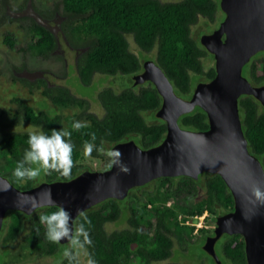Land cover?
<instances>
[{
  "label": "trees",
  "instance_id": "trees-1",
  "mask_svg": "<svg viewBox=\"0 0 264 264\" xmlns=\"http://www.w3.org/2000/svg\"><path fill=\"white\" fill-rule=\"evenodd\" d=\"M49 1H57L60 11L54 8L48 17L46 12L33 10L44 20L52 18L54 13L63 16L60 27L68 45L78 50L86 48L75 60L77 79L82 85H88L94 74L126 76L141 72L145 60L139 63L138 56L129 51L125 35L131 37L138 52L150 54L153 51L152 61L169 81L173 92L184 100L189 99L192 93L194 77L203 82L214 77L213 66L205 67L202 63L207 55L212 58L211 54L190 36L191 26L199 19L214 22L218 8L214 0ZM3 16L11 21L4 11ZM17 19L28 21V41L24 47H19L12 33L6 31L2 37L6 48L20 54L27 52L40 59L49 58L57 48L55 37L31 19ZM241 75L252 86H264V56H252L242 67ZM19 81L29 87L41 85V95L52 105L79 109L68 120L66 127L72 132V142L75 144L73 178L83 171H89L78 163L83 142L89 139L84 133L95 132L97 146L106 144L109 148L131 140L141 149H150L164 137L165 124L154 115L160 107L161 98L150 83L139 85L136 90L122 89L116 93L109 87L103 88L97 95L103 115L97 118L87 112L86 100L72 95L65 87L48 86L43 79L33 83L25 79ZM13 102L17 106L15 117L26 124L42 128L46 133L63 128L61 116L35 112L18 98H14ZM237 105L247 150L260 162L264 172V110H260V104L251 96L239 97ZM145 112L150 113L155 122H146L142 116ZM74 121H87L90 127L75 131L71 128ZM177 124L181 129L191 131L207 129L206 115L198 107L181 115ZM27 138L28 132H7L0 126V158L3 164H10V169L0 173V176L17 190H28L35 186L33 180L18 182L12 175L16 163L23 158ZM91 157L102 162L100 171L107 170L105 165L109 158L106 155L94 151ZM40 178L45 183L68 182L56 172L42 174ZM152 182L158 183L153 191H141L144 187H135L127 192L126 199H107L85 210L92 221L90 232L93 247L89 251L94 254L97 264H131L133 259L139 264H177L166 261L171 256L172 237H181L186 230L191 232L193 229L178 225L177 214L200 216L206 213L203 220L207 222L232 210L231 195L217 175L203 173L196 180L184 176L165 177ZM141 201L149 202L152 210L144 208L141 212L139 209L135 211L134 208ZM167 201H171L172 208H177L176 212L166 206ZM123 209L127 212L126 227L106 233L104 225L117 221ZM53 210V207H41L30 215L8 211L4 222L8 224L10 241H14L26 229L28 221L29 227L23 241L36 247L43 245L42 254L55 255L60 244L46 239L45 228L39 222V215ZM198 231L203 233L202 238L213 236L212 228L205 231L200 228ZM217 244L220 253L216 258L217 264H220L219 258L231 264H246L240 236L222 235L214 246ZM59 264H68V261L62 257Z\"/></svg>",
  "mask_w": 264,
  "mask_h": 264
},
{
  "label": "water",
  "instance_id": "water-1",
  "mask_svg": "<svg viewBox=\"0 0 264 264\" xmlns=\"http://www.w3.org/2000/svg\"><path fill=\"white\" fill-rule=\"evenodd\" d=\"M219 8L224 18L216 29L198 40L212 56L214 77L196 83L189 99L173 92L152 60L144 61L141 72L133 76L138 85L149 82L161 98L155 117L165 124L162 141L150 149H141L131 140L111 146L123 153L122 164L127 171L117 166L83 171L68 182H42L28 190H17L0 176V229L8 211L30 215L48 207V189L51 200L75 218L78 209L85 211L107 199L121 201L130 189L152 180L179 176L196 180L206 173L223 181L232 198V210L215 218L213 236L205 238L202 249L216 260L215 241L222 235H238L246 264H264V203L253 195L254 189L264 192V172L247 150L237 105L239 97L251 96L264 107V86H252L241 75L250 58L264 51V0H219ZM6 13L15 19H31L52 36L59 35L68 46L60 27L63 16L55 14L47 22L33 10L30 0L23 10ZM43 76L40 71L17 73L18 78L28 82ZM195 107L205 113L207 129H181L177 119ZM64 244L62 240L60 245Z\"/></svg>",
  "mask_w": 264,
  "mask_h": 264
},
{
  "label": "rangeland",
  "instance_id": "rangeland-1",
  "mask_svg": "<svg viewBox=\"0 0 264 264\" xmlns=\"http://www.w3.org/2000/svg\"><path fill=\"white\" fill-rule=\"evenodd\" d=\"M4 1L6 2L5 4L8 6V9L13 12L23 10L27 3V0ZM214 1L218 6L214 22L209 23L204 19H199L198 22L190 28V36L193 40H199L201 35L209 34L216 29L218 24L222 21L223 15L219 8V0ZM30 4L33 9L46 12L48 17L51 15L54 8H57L58 12L60 11L57 1L30 0ZM3 8L2 0H0V126H2V128L7 132H29L32 128V126L15 117L17 106L13 102L14 98L22 100L35 112L44 111L49 116H61L63 119L62 123L64 129L67 127L68 120L79 112L78 108L63 109L52 105L41 95V85L38 87H29L25 82L19 81L20 78L17 77V73L21 70H26L28 72H43L49 86L65 87L72 95L83 98L87 102V112L95 115L97 118H100L103 115V110L97 100V95L103 88L109 87L116 93L122 89L136 90L139 86L133 80L134 75L106 76L101 74H94L88 85H82L77 79L74 63L75 55L73 50L68 49L66 45L63 44L59 35H56L59 48L57 52L55 50V52L47 59H40L27 52L20 54L14 51H9L2 41L4 32L8 31L12 33L17 46L24 47L28 41V35L26 33L28 21L18 20L12 17H9L11 21H8L7 18L3 16ZM55 14L56 13H54V15ZM52 18H47L45 20L48 22ZM125 38L129 51L138 56L137 59L139 63H142L144 60H153V51L150 54H144L141 53V51L138 52V49L132 42L131 37L129 35H125ZM255 55H257L258 58L263 57L264 51ZM202 63L205 67L210 65L213 66V59L207 55L202 60ZM11 71L13 74H11ZM35 81L36 80H33L31 83ZM198 82L203 81L194 77V82L191 85V88L193 89L194 85ZM148 84L149 82H144L141 86ZM260 110H264V107L261 105ZM142 116L148 123L155 122L157 119L151 118V114L147 112L142 113ZM103 146L106 149L109 148V145L105 144ZM78 163L83 169L89 171H100L102 167V162L100 160L94 159L91 156H86L84 151H82ZM9 169L10 164L6 162L3 164V161L0 158V173H6ZM33 182L35 185L42 183L40 177L33 180ZM157 185V182H152L141 191H153ZM167 203L169 206H166L171 207V201H167ZM147 206H150V208H147ZM144 208L151 211L153 206L147 201H141L134 209L137 212L139 209L141 212ZM172 209L175 212L177 210L176 207H173ZM126 217L127 212L123 209L120 218L117 221L104 225L105 232L110 233L114 230H121L125 228ZM188 222L196 224L197 220L194 218H188ZM213 226L214 221L212 219H209L207 222H204L203 220L201 229L203 228L204 231L210 230ZM25 227L26 229L29 227L28 221L26 222ZM191 228H193L191 232L186 230V234L181 237H172L173 246L171 249V256L166 261L177 264H217L218 262L202 249V245L205 240V238H202L201 236L203 233H200L198 229L194 231V227ZM26 229L21 232L14 241H10L8 237V224L7 222H4V226L0 229V264H59L60 259L63 257L62 246L58 245L59 250H57L55 255L49 256L42 254L43 245L36 247L33 243L23 241V236L28 230ZM214 251L216 252L215 256L217 258L218 254H220L218 244L214 246ZM218 260L220 264H231L222 258H219ZM131 264L139 263L133 259Z\"/></svg>",
  "mask_w": 264,
  "mask_h": 264
},
{
  "label": "clouds",
  "instance_id": "clouds-1",
  "mask_svg": "<svg viewBox=\"0 0 264 264\" xmlns=\"http://www.w3.org/2000/svg\"><path fill=\"white\" fill-rule=\"evenodd\" d=\"M90 127L87 121H74L71 128L81 131ZM89 136L83 142V151L86 156H91L95 151L106 155L108 163L106 169L114 166L120 167L123 171L127 168L122 164L123 153L116 147L106 149L103 144L99 147L96 144L95 132L84 133ZM75 144L72 142V132L68 129H52L46 133L42 128L32 127L28 132L27 148L23 158L16 163L12 175L18 182L36 180L42 174L50 175L53 172L70 181L72 170L76 166L74 161ZM47 206L55 210L39 215V222L45 228V237L49 242L61 244L62 256L68 264H97L94 254L89 251L93 247L90 229L92 221L84 210L78 209L74 218L69 210L63 205H56L51 200V190L48 189ZM255 198L264 203V192L259 189L253 190Z\"/></svg>",
  "mask_w": 264,
  "mask_h": 264
},
{
  "label": "built area",
  "instance_id": "built-area-1",
  "mask_svg": "<svg viewBox=\"0 0 264 264\" xmlns=\"http://www.w3.org/2000/svg\"><path fill=\"white\" fill-rule=\"evenodd\" d=\"M169 206V204H166ZM147 208H150V206H147ZM206 213L201 214L200 216H191V215H186V214H177L176 220L178 225L182 227H194V231L202 227L203 219ZM188 218H194L197 220L196 224H192L188 222Z\"/></svg>",
  "mask_w": 264,
  "mask_h": 264
},
{
  "label": "flooded vegetation",
  "instance_id": "flooded-vegetation-1",
  "mask_svg": "<svg viewBox=\"0 0 264 264\" xmlns=\"http://www.w3.org/2000/svg\"><path fill=\"white\" fill-rule=\"evenodd\" d=\"M2 4H3V11H4V13L7 15V13H6V11L7 10H9L8 9V6L5 4V2H2ZM223 18H224V15H223ZM211 33V32H210ZM55 41H56V43H57V48H56V52H57V50H58V48H59V44H58V40H57V38L55 37ZM62 41V40H61ZM68 49H70V50H73V53H74V63H75V60L77 59V57H78V54L80 53V51L78 50V49H75V48H72V47H70L69 45L68 46H66ZM11 74H13V72L11 71ZM45 77L46 76H43V79H44V81L46 82V84L49 86V84H48V82H47V80L45 79ZM152 181H154V180H152ZM152 181H150V182H152ZM149 182V183H150ZM149 183H147V184H149ZM147 184H145V185H143V186H141V187H146L147 186ZM131 190V189H130ZM214 227V226H213ZM213 227H212V231H213Z\"/></svg>",
  "mask_w": 264,
  "mask_h": 264
}]
</instances>
